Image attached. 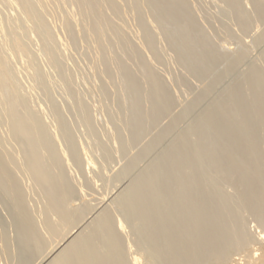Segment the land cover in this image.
I'll return each mask as SVG.
<instances>
[{
  "label": "bare ground",
  "instance_id": "6f19581e",
  "mask_svg": "<svg viewBox=\"0 0 264 264\" xmlns=\"http://www.w3.org/2000/svg\"><path fill=\"white\" fill-rule=\"evenodd\" d=\"M37 1L42 6L53 8L55 15L59 17V26L65 31L66 41L52 32L53 29L51 30L47 25L44 14L42 15L35 0L12 1L13 5L20 9L17 18L8 14L7 20H4L5 23L7 22V35L12 47L5 50L4 48L7 47L5 43L3 46L0 45V114H3V118L7 120V124L9 123L8 129L4 128L0 133V144L3 145L0 146V208L9 210L8 213L6 212L8 217L5 220L4 216L1 217L2 221L7 223L6 227L1 225L4 228H1L0 232L2 234H0V264H37L45 257L52 245L57 246L58 238H64L68 235V231H73L79 223L80 226L84 217L92 212L84 203L75 204L77 200L81 201L83 198L82 187L78 189L77 185L71 183L74 181L70 182L62 177L67 171L70 174L69 170L65 172L62 163L69 155L76 158V144L71 141V147H62L54 142L52 136L46 137L44 131L48 122L45 123L40 119L42 123H39V116L34 115L36 116L34 117L29 113L34 109L31 111H28L29 107L27 109V98L24 100L17 96L19 86L18 82L17 84L15 82L19 78V81H22L25 76L23 74L21 79L23 71L19 69L22 72L18 73L21 77L16 73L18 77L13 79L11 70L16 67L10 64L12 66L10 70L8 63L13 56L18 57V62L26 63V57L31 51L27 54L30 45L27 46L23 40V34L26 32L31 34L34 30L43 40L44 50L49 56L50 63L68 84L69 94L74 95L73 92L77 89L74 90L73 85L70 84L71 76L67 72L69 69H64L67 65H63L58 53L59 43L62 41L69 49L70 46H75L76 37L79 35L85 38L86 50H91L93 53L92 71L102 76L101 92L103 93L106 87L112 89L114 87L115 96L112 97H116V107L118 106L119 109L115 112L116 116L112 114V109V115L103 124L110 132L111 142L115 145L120 144L115 146L116 148L112 147L113 150L115 148V152L117 149L118 153L121 151L129 154L126 167H123V171L118 174L119 180L127 175L130 176L132 171L137 172L135 169L139 161L151 156V153L161 147L180 121L188 116L190 118L197 106L206 101L225 79H231L229 85L227 84L228 86L224 87L221 93L219 92L218 97H212L214 100L207 102L204 110L194 115L195 118L191 119L188 126L179 130L177 137L171 140L156 159L148 160V165L145 168L143 166L142 170L138 168L140 172L138 171L132 180L130 178L131 182L115 199L116 208L100 211L101 214L99 216L96 214L98 218L95 216L97 219L93 220L92 224L88 223L92 219L90 218L87 222L90 225L89 230L83 234L80 232V235L71 240L63 252L62 249L60 250V255V252L55 254V259L50 264H206L208 261L210 263L216 260L215 258L225 261L226 254L234 251V248L237 251V247L252 244L246 230L247 226L245 227L246 212H250L258 220L262 231L255 235V239L262 243L264 241V52L256 62H251L246 71H239V66L249 54L248 48L231 32L233 37L227 36L236 42L231 41L233 45L237 44V49H232L228 44L219 45L216 37L219 38L226 30L222 26L221 31L224 29V32L220 31L219 36L217 34L220 28L214 27L218 32L216 29L214 33L210 31V25L218 18L215 16V19L210 10L215 20L213 18L214 21L210 20L211 16L208 19L210 13L204 16L205 13L200 10L202 5H198L200 9L196 5L204 2L199 3L198 0L196 3L194 0ZM223 1L227 4L230 14L234 15L230 16L231 19L237 18L242 33L248 32L258 22L264 24V0H250L253 14L246 10L248 6H245L244 0ZM7 5L0 6L8 7ZM6 7H0V10H5ZM142 8H145L144 12ZM29 27L34 30L31 29L32 32H29ZM261 27L260 29H263V25ZM0 33H3L1 19ZM222 36L224 37V34ZM223 37H220L218 42H222L225 39ZM27 38L29 41L33 40L30 35ZM255 39L256 43L261 42L264 39V32L255 36ZM166 41L170 49L176 53L174 59L179 69V73H176L173 79L163 77L159 72L160 66H163L166 60L170 61L174 55L171 56L164 47L163 42L165 44ZM89 60L88 58L87 61ZM172 66L175 64L173 63ZM32 69L29 71L32 75L30 79L33 77L38 84L46 83V77L41 69L35 67L33 72ZM168 69L167 66V72ZM94 77L96 78L95 75ZM109 80H111L110 84ZM28 81L25 85L22 83L21 85L29 86ZM32 87H30L32 92L29 93H33ZM106 91L108 93L106 89L104 96L107 95ZM37 92L36 95H40ZM103 99L102 101L105 100ZM75 101L84 123H87L90 132H93L91 119L95 111L91 114L92 107L89 109L86 106L87 102L84 104L79 99ZM36 113L35 108L34 114ZM58 117L60 116L56 115L54 119ZM116 117L119 123L114 137L111 128L116 123ZM3 118L0 119L4 120ZM1 122L4 124L3 121ZM61 129L67 131L63 124ZM49 130L46 133L51 132ZM51 137L53 140L50 139ZM68 137L71 138L70 135ZM68 137L65 139H69ZM18 138L22 142L17 141L20 145L26 144V139L33 140L34 142H31L34 145L27 143L26 146H7L11 144L12 139ZM130 142L137 146H130ZM109 146L107 148H111V145ZM105 157L107 159V153ZM59 158L63 162L58 161ZM59 163L63 166L61 167ZM86 163L88 168L93 167L91 159ZM12 164L22 173L21 179L26 177L30 181L33 179L31 181H34L33 185L40 187L41 193H37V188L32 186L36 188L33 189L37 197L40 195L38 199H43L45 204L40 205L41 209L45 210L38 214L37 222L34 218L35 211L33 213L32 209L31 213L28 208L36 207L38 203L32 201L35 203H32L34 206L31 203L26 205L27 201L24 198L26 196L21 195L24 194L21 188L26 185L23 186V180L21 181L23 183H20L21 175L19 177L14 175ZM28 183L26 188L32 189ZM226 186H232L234 193L229 194ZM26 188L23 190L26 191L25 194L28 193ZM33 197L35 198V195ZM35 209L37 211V208ZM31 214L34 215V220ZM118 214L123 215L125 222L131 228V234L135 238L134 244L138 250L136 253L131 248L133 246L130 247L127 243L129 240L120 229L121 226L119 227L120 224L116 219ZM0 223L2 224L1 220ZM38 232L42 233L40 236L43 238H39ZM5 234L10 239V245L13 242L8 246L11 249L7 248L11 256L5 251L3 239ZM55 243L57 244L54 245ZM252 255L245 256L244 264H261Z\"/></svg>",
  "mask_w": 264,
  "mask_h": 264
},
{
  "label": "rangeland",
  "instance_id": "374dc122",
  "mask_svg": "<svg viewBox=\"0 0 264 264\" xmlns=\"http://www.w3.org/2000/svg\"><path fill=\"white\" fill-rule=\"evenodd\" d=\"M12 1L13 0H0V5H7V4H9V6L8 7H6V6H0V7H6V9L5 10H3V9H1L0 10V19L3 21V33H0V35H2V34H4V35H2V36H0V45L1 46H3V44L4 45H6L7 47H3L5 50H9V49H11V47H12V43H11V40H10V38H9V36L7 35V32H8V26H7V22L5 23V21L4 20H7V17H6V15H8V14H11L10 16H12V17H16L17 18V16L20 14V9L19 8H17V6H15V5H13V3H12ZM199 1V3H202V2H204L205 3V5H204V3H202V4H197L196 2H197V0L195 1L194 0V2L196 3V5H197V7L199 8L200 6H198V5H202V7H200L199 9L201 10V12H202V10H203V14H204V16L205 15H208L209 13H210V11L214 14V16L210 13L209 14V17L208 16H206V17H208V19L210 18V16H211V18H210V20H212V21H214L216 18H215V16L218 18V20H216L214 23H215V25H214V23H212V25H210V31L212 32V33H214V31H215V29L217 30V28L219 29V33L217 34L218 36H219V34H220V31H221V28H222V26L224 27V29L226 30L225 32H224V29L222 30L224 33H221V36L220 37H223L222 36V34H224V37L223 38H225L222 42H218V39L220 38H218V37H216V42L219 44V45H222V44H228V46L229 47H231L232 49L234 48V50H235V48L237 49V44H235V45H233L234 43H236L235 41H233V40H231L228 36H232L231 34H230V32L233 34H235L236 36H234L235 38L237 37H239L238 39L239 40H241L245 45H246V47L248 48V50H249V54H248V56L244 59L245 61H243L242 63H241V65L239 66V71H246L247 69H248V67L252 64L251 62H256V60L258 59V57H260V55L264 52V39L261 41V42H255V36H259L262 32H264V24H260V22H258V23H256L257 24V26H259V29H257L258 27L256 26V24L254 25V27H252L248 32H246L245 34H244V32L242 33V31H241V28H240V25H239V23H238V20H237V18L235 17V19L233 18V19H231V17H233L234 15H232V14H230V12L228 11V6H227V4L223 1V0H203V1H200V0H198ZM206 1H207V3H206ZM222 1V2H221ZM8 2V3H7ZM35 2H36V4H37V6L39 7V9H40V11L42 12V15H43V17H44V19H45V21H46V23H47V25L50 27V29L52 30L53 29V33H56L55 35H57V36H59L60 38L61 37H63V38H61L62 40H65L66 41V34H64L65 33V31L64 30H62V28H61V26H59V24H60V21H59V17L57 16V15H55V13H54V11H53V8L51 9V7L50 6H48V7H46V6H42L41 5V3L40 2H38L37 0H35ZM12 3V4H11ZM220 3V4H219ZM251 3V1L250 0H244V4H245V6H248V7H246L247 9V11L250 13V14H253V6H251L252 4H250ZM211 4V5H210ZM13 5V6H12ZM204 5V6H203ZM208 5V6H207ZM203 8V9H202ZM208 8V9H207ZM226 8H227V10H226ZM145 8H142V11L144 10ZM205 9V10H204ZM210 10V11H209ZM217 10V11H216ZM3 11V12H2ZM52 11V12H51ZM5 12H7V14L5 13ZM9 12V13H8ZM144 12V11H143ZM208 12V13H207ZM1 13H4V14H1ZM48 13H51V14H49V15H51V16H53V17H51V18H53V19H51L50 17H47V16H49L48 15ZM228 14H230V15H228ZM3 15H4V17L6 18H4L3 17ZM215 18H213V17ZM231 16V17H230ZM57 17V18H56ZM214 20H213V19ZM221 20H222V23H221ZM58 22V24H57V22ZM236 21V22H235ZM54 22V23H53ZM56 22V23H55ZM51 24V25H50ZM55 24H57V25H55ZM263 25V29H260V28H262L261 26ZM5 26H7V28L5 27ZM31 26V25H30ZM214 27H217V28H214ZM235 27V28H234ZM256 27V28H255ZM30 28V27H29ZM28 28V31L29 32H32V30H34V28L32 29V28H30L29 29ZM255 28V29H254ZM32 29V30H31ZM59 29V30H58ZM254 29V31H252ZM235 30H237L236 31V33H235ZM35 31V30H34ZM32 32L31 34H26V33H24L23 34V40L27 43V46L28 45H30V46H28V49L30 48V50H28V52H27V54L29 53V56H27L26 58V63H20L21 61H17V58L18 57H16V56H13V58L11 57L10 59L12 60H9V68L11 67L12 68V66L15 68H17V70H16V68L15 69H12L11 70V68H10V70H11V73H12V76H13V79H14V77L16 78V77H18V76H20V74L22 73V72H20L19 71V69L20 70H22L23 71V73L21 74V76L23 75V76H25V78H23V76L21 77V79L23 78V82L20 80L19 81V79H17L16 80V82H15V84H17V82H18V86H19V88L17 87V96H19L20 98H22V99H24V100H26L25 98H27V100H26V103H27V109H28V107H29V109H28V111L30 110H32V109H34V111L31 113V112H29L30 114H33V116L34 115H36V116H39L38 117V122L40 121V119L42 120H44L45 121V123L46 122H48L47 124L48 125H45V128L47 127H49L48 129H50L49 131H51V132H47L46 133V131H48V129L46 128L45 129V135H46V137H48V136H52L53 137V139H54V142L58 145V146H62V147H71V141H73V144H76V146L75 147H77L76 148V150H77V152H76V158L75 157H73V156H68L65 160H63V161H61V158H59V160L58 161H61V162H63L62 164L64 165H62L61 163H59L60 164V166L62 165L64 168H65V172L67 171V170H69V173L70 174H68V171L65 173V174H62V177L63 178H65V179H67V180H69L70 182L71 181H74V183L73 182H71L74 186L75 185H77V188L79 189H81V187H82V189H83V198L81 199V201L80 200H77L78 202H75V204L77 205L78 203H80V204H86V205H88L89 207H90V209L89 210H91L92 212V214L91 213H89V211L87 212V217H84L85 219L86 218H88V219H86V221H85V219H83L84 220V222H83V220H82V222H81V225L79 226V224L77 225L78 226V228H77V226H75L76 228H74L73 229V231L72 230H70V231H68L69 233H67L68 235H66L64 238H58V240H57V243H55L54 245H56L57 244V246H51V248L48 250V252H47V254L45 255V257H43V259H41V260H43V261H41V260H39V262H37V264H50V262L51 261H53V259H55V254H57L58 252H60V250L62 249V252H63V250L65 249V248H67V246H68V244L71 242V240H73L75 237H77V236H79L80 234V232L83 234L85 231L87 232V230H89V228H88V226H90V225H88V223H90V224H92L93 222V220H96L97 218H98V216L101 214V212L100 211H105V210H107V208L108 209H111V208H116L115 207V199L117 198V196L127 187V185L131 182V180L133 179V177L137 174V172L139 171V170H142L143 168H145L147 165H148V163L149 162H147L148 160L149 161H151V160H153V159H156L160 154H161V152L163 151V149H165L166 147H167V145H169L170 143H171V140L172 139H175L176 137H177V134H178V132H179V130L181 131V130H183L184 129V126H188L190 123H191V121L195 118V116L197 115V114H199L200 112H202L203 110H204V108L207 106V104L210 102V101H212V100H214L212 97H214V98H216V97H218V95L229 85L228 83H230V81H231V79H225L215 90H214V92H212L210 95H209V98H207V100L206 101H204L203 103H201V104H199L198 106H197V108L195 109V111H193V113H191V115H190V118H189V116L186 118V119H184V120H182V121H180L179 123H178V125H177V127L175 128V130L171 133V134H169L168 135V137L164 140V142L161 144V147L159 146L155 151H154V153L152 154L151 153V156H149L146 160L144 159L143 161L141 160V161H139V163H138V166H137V168L135 169V170H137V172L136 171H132L131 172V174H130V176L129 175H127V176H125L123 179L121 178V180H119L120 178L118 177L119 175V173H121L122 171H123V167L125 168L126 167V164H127V161H128V157H129V154L128 153H122L121 151H119V153L117 152V149H116V152H115V146H120V144L119 143H117L116 145L115 144H113V142H111L112 141V137H110L111 135H110V132L107 130V128L105 127V120L108 118V117H110L112 114H115V116L117 115V113H115V112H117L118 111V106L116 107V105H117V101H115L116 99V97H112L113 95L115 96V92L113 91V89H114V87H113V89L111 88V87H106L105 89H104V92H105V90L107 89L108 90V93H110V94H108L107 93V91H106V93H107V95H105L104 96V92L102 93L101 91L103 90V87H102V76L100 75V74H96L95 72H93L92 71V69H91V67H92V55H93V53L91 52V50H86V48H85V45H86V41H85V38L82 36V35H79L78 37H76V40H75V46L74 45H72V46H70L69 47V49L67 48V46L61 41L59 44V51H58V53L60 54V57H61V60L63 61V65L65 66V65H67V66H65L64 67V69L66 70H68L67 72H68V74H69V76H71V77H69L70 78V84H72L73 85V89L75 90V89H77V90H75V92H73V94L74 95H72V94H69V87H68V84L61 78V76H60V73L57 71V69H55V67L52 65V63H50L51 61L48 59V57L49 56H47V53H45V50H44V43H43V40L41 39V37L38 35V33L37 32ZM221 31V32H222ZM258 31V32H257ZM260 31V32H259ZM217 32H218V30H217ZM238 32V33H237ZM59 35H58V34ZM65 35H63V34ZM228 33V34H227ZM240 33V34H239ZM230 34V35H229ZM249 34V35H248ZM5 35H6V37H5ZM26 35V36H25ZM30 35V38H32L33 40H31L30 39V41H29V39L27 38L28 36ZM228 35V36H227ZM245 36V37H244ZM1 37H3V38H1ZM233 37V36H232ZM223 38H221V39H223ZM228 38V39H227ZM249 38V39H248ZM257 38V37H256ZM78 39V40H77ZM220 39V40H221ZM246 39V40H245ZM226 40H228V41H226ZM3 43H2V42ZM79 41V43H77ZM225 41V42H224ZM229 41L231 42V41H233V42H231V43H229ZM227 42V43H226ZM166 43H167V41L165 42V44H164V42H163V45H164V47L166 48V49H168V52H169V54L172 56L173 54V56H172V59L170 60V61H165L164 62V65L163 66H160V73L162 74V76L163 77H170L171 79H173V76H176L178 73H179V69H178V65L176 64V61H175V59H174V57H175V52L173 51V50H171L170 49V47H169V45H168V43H167V45H166ZM222 43V44H221ZM250 44H252V45H250ZM258 44H259V46H258ZM79 45H81V46H79ZM79 46V47H78ZM237 46V47H236ZM258 46V47H257ZM163 47V48H164ZM79 48V49H78ZM76 49H78V50H76ZM72 50V51H71ZM251 50V51H250ZM76 51V53H73V52H75ZM118 53L117 54H119V51H117ZM31 54V55H30ZM46 55V56H45ZM84 55V56H83ZM88 57V56H90V57H88L90 60V62L89 61H87L88 60V58H86V56ZM255 55L257 56L256 58H255ZM31 56V57H30ZM83 57H85V58H83ZM63 58V59H62ZM78 58V59H77ZM79 58H80V61L81 60H83V61H79ZM76 59V60H75ZM87 59V60H86ZM20 60V59H19ZM77 60L79 61V62H77ZM84 60H85V62H84ZM251 60V61H250ZM11 61V62H10ZM75 62V63H73V62ZM172 61V62H171ZM175 61V62H174ZM87 62V63H86ZM88 62H89V64H88ZM244 62H245V64H244ZM66 63V64H65ZM82 63V64H81ZM166 63V64H165ZM171 63V64H170ZM173 63L175 64V66H177V67H175V66H172L173 65ZM12 66H11V65ZM79 64V65H78ZM168 64V65H167ZM68 65H69V67H68ZM168 66V71L169 72H167V66ZM244 65H246V66H244ZM87 66V67H86ZM23 67V68H22ZM32 67H37L41 72H43L44 73V75H45V77H46V83H44V84H38L37 83V81L36 80H34V78L32 77V79H30L31 77L30 76H32L30 73H29V71H31V69H32ZM83 67H84V69H83ZM166 69V71H165V69ZM245 67H246V69H245ZM24 68H26L27 69V71H26V69H24ZM33 68V69H34ZM87 68H88V70H87ZM165 71H163L162 69ZM171 68V69H170ZM33 69H32V72H33ZM16 70V71H15ZM75 70V71H74ZM90 70V71H89ZM178 70V71H177ZM264 70V69H263ZM17 71H19V72H17ZM26 71V72H25ZM163 72V73H162ZM18 73H20V74H18V76H17V74ZM30 75H29V74ZM166 73V74H165ZM177 73V74H176ZM16 76H15V75ZM28 74V75H27ZM83 74V76H85V77H83V76H81ZM96 76V78L94 77V75ZM165 74V75H164ZM168 74H169V76H168ZM176 74V75H175ZM98 75H99V79H97L98 78ZM59 77H60V79H59ZM81 77H83L82 79H81ZM85 78V79H84ZM86 78H87V80H86ZM24 79H29V83L30 84H28L29 86H22L21 85V83L23 84V85H25L26 83L25 82H27V81H24ZM84 79V80H83ZM33 82V83H31V82ZM82 81H83V83H82ZM109 82V84H110V82H111V80H109L108 81ZM165 82L167 83V81L165 80ZM78 84H79V86H78ZM228 84V85H227ZM32 85H33V87H32ZM82 85H85V86H82ZM167 85H168V83H167ZM22 86V87H21ZM35 86V87H34ZM67 86V87H66ZM77 86V87H76ZM87 86V87H86ZM109 86V85H108ZM28 87H29V89H28ZM30 87H32V89H33V93H29V92H32V90H31V88ZM37 87V88H36ZM79 87V88H78ZM84 87V88H83ZM225 87V88H224ZM39 88V89H38ZM91 88V89H90ZM111 90H110V89ZM21 90V91H19V90ZM48 91H47V90ZM81 89V90H80ZM87 89H89V91H90V93H91V91H92V93L90 94L89 93V91L87 90ZM93 89V90H92ZM100 89H102V90H100ZM36 90V91H35ZM79 90V91H78ZM35 91V92H34ZM39 92V94L40 95H36V92ZM83 91V92H82ZM94 91V92H93ZM101 92V93H99V92ZM110 91V92H109ZM38 92H37V94H38ZM78 92V93H77ZM80 92V93H79ZM220 92V93H219ZM29 93V94H28ZM32 94H33V97H31L32 96ZM57 94V95H56ZM81 94V95H80ZM82 94L84 95V96H82ZM88 94L89 95V97H88V95L86 96V95ZM97 94V95H96ZM215 94V95H214ZM42 95V96H41ZM45 95V96H44ZM48 95V96H47ZM93 95V96H92ZM99 95H101V97L99 96ZM25 96V97H24ZM28 96V97H27ZM29 96H30V98L32 99V100H30V98H29ZM39 96V97H38ZM40 96H41V99H39L40 98ZM82 96V97H81ZM98 96H99V99H98ZM102 96H103V98L105 99H103L102 98ZM48 97V98H47ZM95 99H94V98ZM106 97V98H105ZM33 98H34V100H33ZM43 98V99H42ZM79 99V100H81V101H83V103L84 102H87L88 104H90V106L87 104V103H84V104H87L86 106L89 108H91V114H93V112L95 113V114H93L92 115V122H91V127H92V129L94 130L93 132L91 131L90 132V127H89V125L87 124V123H84L85 121H84V119H83V116H81L82 114H81V112H80V110L78 109V104H77V102L75 101V100H77V99ZM91 98V99H90ZM111 98V99H110ZM113 98V99H112ZM47 99V100H46ZM75 99V100H74ZM98 99V100H97ZM101 99V100H100ZM102 99L105 101V103H104V101H102ZM38 100H40V101H38ZM42 100V101H41ZM52 100H54V101H52ZM93 100V101H92ZM100 100V101H99ZM108 100V101H107ZM114 100V101H113ZM48 101V102H47ZM90 101V102H89ZM98 101V102H97ZM111 101H113V102H111ZM42 102V103H41ZM47 102V103H46ZM73 102H75V104L73 103ZM103 102V103H102ZM107 102V103H106ZM208 102V103H207ZM46 105H45V104ZM55 104H57V105H55ZM34 105V106H33ZM103 105V106H102ZM34 108H33V107ZM50 106V107H49ZM55 106H57V108L59 109V110H57V108H55ZM108 106H109V109H107L108 108ZM31 107V108H30ZM46 107V108H45ZM53 107H54V109H56L55 111H54V114H53ZM95 109H94V108ZM103 107V108H102ZM113 107H115V108H113ZM35 108H36V114H34L35 113ZM51 111H49L48 109ZM53 110H52V109ZM89 108V109H90ZM112 109H113V113H112ZM47 110V111H46ZM99 110V111H98ZM108 110V111H107ZM109 110H110V112H109ZM57 111V113L55 114V112ZM58 111H59V114H58ZM44 112H46V113H44ZM48 112V113H47ZM97 112V113H96ZM105 112V113H104ZM107 112V113H106ZM43 113H44V117H43ZM103 115H102V114ZM108 113H110V114H108ZM112 113V114H111ZM39 114V115H38ZM42 116H41V115ZM1 116H0V118L2 119L3 118V114H0ZM53 115V116H52ZM56 115H59L60 117H58V118H55V119H58L59 121H57V120H55L54 119V117L56 116ZM100 116L99 118H98V116ZM195 115V116H194ZM36 116H34V117H36ZM46 116H49V117H46ZM50 116H52V117H50ZM80 116H81V118H80ZM96 116H97V118H96ZM102 116V117H101ZM106 116V117H105ZM40 117H43V118H40ZM46 118V119H45ZM51 118V120H48V119H50ZM95 118V119H94ZM103 118V119H102ZM117 118V117H116ZM115 118V119H116ZM189 118V119H188ZM0 119V120H1ZM4 120H5V118H3ZM94 119V120H93ZM192 119V120H191ZM4 120H1V121H3L4 122ZM53 120V121H52ZM103 122H102V121ZM118 120V121H117ZM117 120H116V123H115V125L113 126V128H111V130H112V134H114V137L116 136V132H117V129H118V123H119V119L117 118ZM0 121V122H1ZM44 121H43V124H44ZM2 123V122H1ZM0 123V128L2 129H0V133H2L4 130V128L7 130L8 128H7V125L9 124H7V120H5V122H4V124L2 123L1 124ZM39 123H42V121H40ZM54 123V124H53ZM55 123H57V124H55ZM59 123V124H58ZM104 123V124H103ZM6 124V125H5ZM61 124H63L64 126H65V130H67V131H62V129H61ZM66 126L68 127V128H66ZM56 127V128H55ZM115 128V129H114ZM53 130V131H52ZM125 130V129H124ZM56 131V132H55ZM62 131V132H61ZM123 131V130H122ZM65 132V133H64ZM49 133V134H48ZM108 133V134H107ZM65 134V135H64ZM93 134V135H92ZM105 134V135H104ZM19 135V134H18ZM21 135V134H20ZM19 135V136H20ZM68 135H70V137L71 138H69L68 137ZM75 135V136H74ZM99 138H98V137ZM18 137V136H17ZM52 137L50 138L51 140H53L52 139ZM66 137H68L69 139H65ZM95 137V138H94ZM49 138V137H48ZM73 138V139H72ZM97 138V139H96ZM57 140V141H56ZM95 140V141H94ZM14 141H19L20 143H22L21 141H20V138H18L17 140L16 139H12V141H11V144H8L7 146H26V144L27 143H31L32 145H34L33 144V140H31V141H33V142H31V141H29L28 139H26V141H25V143L26 144H22V145H20L19 144V142H17V143H14ZM29 141V142H28ZM59 141V142H58ZM108 142H109V144H108ZM97 143V144H96ZM30 144V145H31ZM97 145V146H96ZM109 145H111V148H107V147H110ZM113 145V146H112ZM0 146H3L2 144H0ZM130 146H137L136 144H132L131 142H130ZM98 147V149L96 150V148ZM104 147V148H103ZM112 147H115L114 148V150H113V148ZM106 148V149H105ZM104 151H103V150ZM68 150H70V148H68ZM100 150V151H99ZM102 150V151H101ZM106 150V151H105ZM111 150V151H110ZM114 151V152H113ZM0 152H1V150H0ZM103 152H105V153H103ZM100 153V154H99ZM106 153H107V159H106ZM153 155V156H152ZM113 156V157H112ZM117 156V157H116ZM128 156V157H127ZM79 157V158H78ZM103 157V158H102ZM105 157V158H104ZM151 157V158H150ZM83 158L85 159V160H83ZM73 159H74V161H76V162H74L73 161ZM88 159H91V161H93V167L91 168V167H87V160ZM69 160V161H68ZM79 160V161H78ZM68 161V162H67ZM82 162H84V164H81ZM111 162V163H110ZM109 163V164H108ZM140 164V165H139ZM13 166V173H14V175L16 174V176H20V178H19V181H20V183H23V182H21L22 180L24 181V185L23 186H25L26 185V187H27V183L30 181V179L29 178H25V179H21L22 178V173L21 172H18L17 171V169H16V166L14 167V164H12ZM85 165V166H84ZM61 166V167H62ZM83 166V167H82ZM144 166V167H143ZM143 167V168H142ZM73 168V169H72ZM138 168H139V170H138ZM72 170V171H71ZM17 171V172H16ZM135 172V173H134ZM140 172V171H139ZM129 176V177H128ZM23 177H25V176H23ZM68 177H69V179H68ZM71 177V178H70ZM130 178H131V180H130ZM29 179V180H28ZM72 179V180H71ZM33 180V179H32ZM31 180V181H32ZM17 181H18V178H17ZM30 181V182H31ZM28 183V185L33 189V188H35L36 187V185L34 184L33 185V182H31V183ZM83 184V185H82ZM18 186H19V183H18ZM32 186H35V187H32ZM20 187H22V185L20 184ZM26 187H22L21 188V192H23L24 194H22L21 193V195H24V196H26V197H24L25 198V201H27L26 202V205L28 204V203H34V202H32V201H35V203H38V204H36V207L34 206V204H32V206H34L35 208H37V211H36V209L34 208V207H32L31 209H30V205L31 204H29V206H27V207H29L28 209L31 211L32 209H33V213H34V211H35V213H34V215H35V217H34V215L33 214H31V215H33L32 216V218L34 217L36 220H35V222H37V221H39L38 220V214H41L44 210H42L41 209V206L42 205H45L43 202V199H38V197L40 196H38L37 197V194H36V192L37 193H41V190L39 189V188H37V190H36V192H34L35 190L33 189V194H32V189H30L29 187L28 188H26ZM24 188V189H23ZM25 188L27 189V192L28 193H26L25 194V192L26 191H23V190H25ZM35 188V189H36ZM226 190H227V192L229 193V194H233L234 193V188L232 187V186H226ZM232 190V191H231ZM29 191H31V192H29ZM30 194H31V197H30ZM35 195V198L33 197ZM29 198H33V199H29ZM95 196V197H94ZM97 196V197H96ZM28 198V199H27ZM38 200H37V199ZM85 198V199H84ZM87 198V199H86ZM91 198V199H90ZM0 199H1V197H0ZM95 199V200H94ZM29 201V202H28ZM31 201V202H30ZM40 203V204H39ZM41 203H43L42 205H41ZM41 205V206H40ZM40 208H39V207ZM1 207V206H0ZM45 206H43V208H44ZM39 208V209H38ZM0 212H1V216H0V220H1V222H2V224L0 223V232H1V228H4V227H6V221H2L3 219L5 220L8 216L6 215L7 213H8V211L6 210H2L1 208H0ZM39 210V211H38ZM42 210V211H41ZM5 212V213H4ZM7 212V213H6ZM37 212V213H36ZM2 213L3 214H5V215H2ZM31 213H32V211H31ZM247 213V214H246ZM245 213V217L247 218H245V227L247 228L246 230L248 231V234H249V236L251 237V240H252V244L250 245V244H248V246H247V248H246V246L244 245V247H240L241 248V250H240V248L239 247H237L236 249H237V251L235 250V248L233 249L234 251H231V253H227L226 254V260H229V261H220V260H218L217 258H215L216 260H217V262H216V260H212L213 261V263L212 264H244L245 263V256H247V254H249V255H252L253 253V258L254 259H257L258 261H260L261 262V264H264V241L261 243V242H258L256 239H255V235L256 234H258V232H260V231H262L261 229L262 228H260V224L258 223V220L256 219V217L253 215V214H251L250 212H246ZM98 216H97V215ZM90 215V216H89ZM5 217V218H1V217ZM36 216H37V218H36ZM86 216V215H85ZM97 218H96V217ZM117 216H118V218H117ZM116 216V219H117V222H118V224H120L119 225V227H120V229L122 230V232H123V234H126V236H127V238H128V240L129 241H127V243H129L130 244V247L131 246H133V247H131V248H133L132 250H133V252H137L138 250H137V247L135 246V244H134V240H135V238H134V236L131 234V228H130V226L125 222V220H124V218H123V215L122 214H118ZM34 218H33V220H34ZM90 218H92L91 220H90ZM90 220V221H89ZM247 220V221H246ZM89 221V222H88ZM88 222V223H87ZM247 222V223H246ZM87 224V226H86V224ZM258 223V224H257ZM83 224H85L84 226L86 227H84L83 226ZM1 225H5L4 227L3 226H1ZM84 228H83V227ZM80 227H82V231H80ZM71 229V228H70ZM84 229H86V230H84ZM69 230V229H68ZM39 232H40V230H39ZM38 232V233H39ZM70 232H71V236H70ZM1 234V233H0ZM2 235V234H1ZM40 235H42V233H39V235L38 236H40ZM4 236V235H3ZM3 236H2V238H3ZM5 236H7L6 234H5ZM4 236V244H5V251L8 253V255H10L11 256V254H9L10 252H9V250L11 249L10 247H8V246H11L12 244H13V242H12V244L10 245V239L8 238V236L7 237H5ZM71 237V238H70ZM39 238H43V237H39ZM7 240V241H6ZM9 240V241H8ZM60 240V241H59ZM255 246V247H254ZM7 248L9 249V250H7ZM136 248V249H135ZM242 248H243V250H242ZM252 248V249H251ZM13 249V248H12ZM232 249H230V250H232ZM250 249V250H249ZM254 249V250H253ZM37 250H38V252H40L39 250L40 249H38L37 248ZM137 250V251H136ZM244 250H246V251H244ZM15 251V250H14ZM237 252V253H236ZM253 252V253H252ZM256 252V253H255ZM15 253V252H14ZM36 253H37V251H36ZM238 253H240V254H238ZM244 253V254H243ZM61 254V252L59 253V255ZM37 255H38V253H37ZM237 255V256H236ZM241 255V256H240ZM244 255V256H243ZM58 256V255H57ZM240 258H239V257ZM231 258V259H230ZM260 258V259H259ZM46 260V262H45V260ZM241 260V261H240ZM49 261V262H48ZM212 261H210V263H209V261L206 263V264H211V262ZM231 261V262H230ZM234 261H236V262H234ZM20 263V262H19Z\"/></svg>",
  "mask_w": 264,
  "mask_h": 264
}]
</instances>
